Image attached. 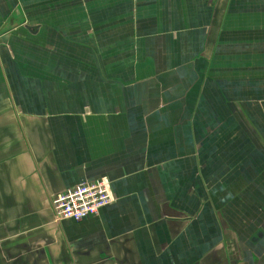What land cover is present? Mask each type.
Instances as JSON below:
<instances>
[{
	"label": "crops",
	"instance_id": "crops-1",
	"mask_svg": "<svg viewBox=\"0 0 264 264\" xmlns=\"http://www.w3.org/2000/svg\"><path fill=\"white\" fill-rule=\"evenodd\" d=\"M0 264H264V0H0Z\"/></svg>",
	"mask_w": 264,
	"mask_h": 264
},
{
	"label": "built area",
	"instance_id": "built-area-1",
	"mask_svg": "<svg viewBox=\"0 0 264 264\" xmlns=\"http://www.w3.org/2000/svg\"><path fill=\"white\" fill-rule=\"evenodd\" d=\"M116 197L107 178L84 181L58 195L54 211L58 221L81 222L90 216L99 215L100 210L114 203Z\"/></svg>",
	"mask_w": 264,
	"mask_h": 264
}]
</instances>
